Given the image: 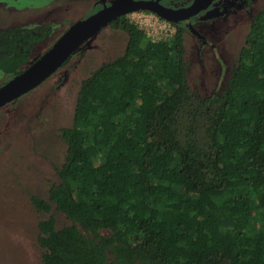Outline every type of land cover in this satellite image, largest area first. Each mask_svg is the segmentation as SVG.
<instances>
[{
	"label": "trees",
	"instance_id": "trees-1",
	"mask_svg": "<svg viewBox=\"0 0 264 264\" xmlns=\"http://www.w3.org/2000/svg\"><path fill=\"white\" fill-rule=\"evenodd\" d=\"M170 23L162 41L128 15L110 25L124 52L82 81L59 182L32 198L48 214L43 264H264V8L205 99L189 84L185 28ZM53 31L0 27V73L19 76Z\"/></svg>",
	"mask_w": 264,
	"mask_h": 264
},
{
	"label": "rangeland",
	"instance_id": "rangeland-1",
	"mask_svg": "<svg viewBox=\"0 0 264 264\" xmlns=\"http://www.w3.org/2000/svg\"><path fill=\"white\" fill-rule=\"evenodd\" d=\"M167 1L168 6L180 9L196 0ZM90 4L91 0H0V27L58 21L53 22L54 31L47 41L36 47L35 53L41 55L72 23L93 11ZM250 6L259 11L264 0H253ZM239 15L224 21L209 19L186 30L188 80L201 99L225 88L239 59L251 23ZM128 16L154 41L170 39L175 33V27L153 14L134 12ZM126 42L124 33L106 27L67 66L22 96L16 106L0 110V264H43L38 224L48 214L39 212L32 198L47 199L50 188L59 182L57 170L68 150L61 130L73 124L82 81L120 56ZM12 80L0 73V89ZM57 219L59 226L66 222L60 214Z\"/></svg>",
	"mask_w": 264,
	"mask_h": 264
},
{
	"label": "water",
	"instance_id": "water-1",
	"mask_svg": "<svg viewBox=\"0 0 264 264\" xmlns=\"http://www.w3.org/2000/svg\"><path fill=\"white\" fill-rule=\"evenodd\" d=\"M217 0H197L190 8L171 10L154 3L116 0L110 7L85 18L66 30L34 63L0 89V110L50 79L71 57L117 19L139 11H150L169 22L187 20L206 11Z\"/></svg>",
	"mask_w": 264,
	"mask_h": 264
},
{
	"label": "flooded vegetation",
	"instance_id": "flooded-vegetation-1",
	"mask_svg": "<svg viewBox=\"0 0 264 264\" xmlns=\"http://www.w3.org/2000/svg\"><path fill=\"white\" fill-rule=\"evenodd\" d=\"M115 1L116 0H91L92 4H90L89 10L90 11L93 10V11L88 13L89 15L86 18L98 13L100 10H103L107 7H110ZM135 1L136 2L154 3V4H156V6L158 5L160 7H163L166 9H171V10H183V9L190 8L197 0L194 1L192 4L188 5L187 7L180 8V9H176L174 7L168 6L167 0H135ZM251 3H253V0H217L206 11H203L199 15H197L193 18L187 19V20H180V21H176V22L179 25H181L182 27L186 28L185 32H187L186 30L189 29L190 27H192L193 24H197V23L203 24V22H205L206 20H209V19L211 20L214 18H215L214 21H219V20L224 21L228 18H232L233 15H235L239 12H240L239 18L247 17L248 19H250V22H251L253 16L258 12V9L256 11L253 10L252 6H250ZM89 10H88V12H89ZM139 12L153 14V15L157 16L159 19H162L161 17H159L158 15H156L155 13L150 12V11H139ZM163 21H166V20H163ZM53 22H58V21H53ZM53 22L42 23V24H39V25L33 26V27H38L40 25H52L55 27V24ZM77 22H79V21H77ZM166 22L171 24L169 21H166ZM21 26H24V25H21ZM27 27H29V26H27Z\"/></svg>",
	"mask_w": 264,
	"mask_h": 264
},
{
	"label": "built area",
	"instance_id": "built-area-1",
	"mask_svg": "<svg viewBox=\"0 0 264 264\" xmlns=\"http://www.w3.org/2000/svg\"><path fill=\"white\" fill-rule=\"evenodd\" d=\"M153 40V39H152Z\"/></svg>",
	"mask_w": 264,
	"mask_h": 264
}]
</instances>
